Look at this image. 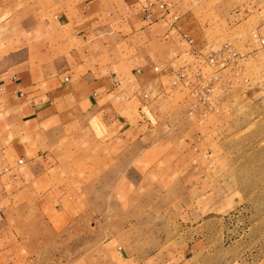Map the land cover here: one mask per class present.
Wrapping results in <instances>:
<instances>
[{"label": "crops", "instance_id": "1", "mask_svg": "<svg viewBox=\"0 0 264 264\" xmlns=\"http://www.w3.org/2000/svg\"><path fill=\"white\" fill-rule=\"evenodd\" d=\"M195 1V7L208 3ZM242 1L248 0H209L216 23L203 32L195 12L176 11L167 0H0V264L11 259V211L37 200L42 180L54 177L48 171L58 155L75 141L148 132L160 99L184 105L186 119L202 122L188 110L195 72H210L204 57L224 43L245 51L264 19L263 1L252 8ZM190 2L176 3L185 8ZM242 67L247 85L224 92L219 111L204 121L206 133L218 132L222 119H233L241 107L264 104V48ZM143 125L147 129L138 133ZM174 130L170 124L163 133ZM177 146L155 143L141 151L153 160L156 151H176L168 163L177 173L160 175L159 183L199 182L202 168L184 173L197 161L182 158L186 149ZM128 147L137 151L141 145ZM157 257L135 254L128 261L144 264Z\"/></svg>", "mask_w": 264, "mask_h": 264}, {"label": "rangeland", "instance_id": "2", "mask_svg": "<svg viewBox=\"0 0 264 264\" xmlns=\"http://www.w3.org/2000/svg\"><path fill=\"white\" fill-rule=\"evenodd\" d=\"M167 1L195 12L203 32L216 23L209 0L185 8ZM159 101L148 132L143 125L140 135L75 141L60 152L37 200L11 211L8 264H131L147 253L158 257L144 264H264V104L241 107L209 134L207 118L188 120L184 105ZM172 142L188 162L201 161L183 168H202L199 182H158L177 173L168 163L176 151L153 160L141 149Z\"/></svg>", "mask_w": 264, "mask_h": 264}, {"label": "built area", "instance_id": "3", "mask_svg": "<svg viewBox=\"0 0 264 264\" xmlns=\"http://www.w3.org/2000/svg\"><path fill=\"white\" fill-rule=\"evenodd\" d=\"M263 4L259 8L264 10V0L242 1L252 8L257 3ZM166 4L160 3L159 9H164ZM151 19L150 13L146 14ZM245 51L238 50L230 43H224L204 57V63L210 68V72L202 76L200 70L195 72L197 81L192 85L190 95L193 102L188 110L190 114L200 119H206L211 114L219 111L224 92L230 90L235 84L247 85L248 79L241 75L242 62L257 55L264 48V19L262 23L252 30L250 41L246 43ZM229 70L228 73L223 71ZM178 79L187 82L185 73L179 72Z\"/></svg>", "mask_w": 264, "mask_h": 264}]
</instances>
